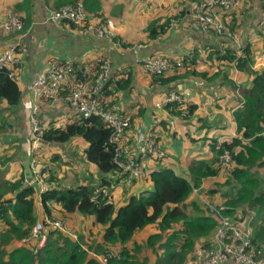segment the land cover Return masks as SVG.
I'll use <instances>...</instances> for the list:
<instances>
[{
	"label": "trees",
	"instance_id": "trees-1",
	"mask_svg": "<svg viewBox=\"0 0 264 264\" xmlns=\"http://www.w3.org/2000/svg\"><path fill=\"white\" fill-rule=\"evenodd\" d=\"M181 2L184 6L173 18L186 15L190 0ZM225 15L231 17V11L223 12V17L228 31L232 32L236 28V17L230 21L225 20ZM170 18L165 17L160 23L154 21L160 19H152L146 28V38L151 40L164 34ZM217 36L230 37L224 33ZM208 55V60L207 57L204 60L199 49L194 47L186 56L189 60L167 59L170 62L168 71L148 73L149 83L165 84L184 77H197L205 82L217 79L218 84L231 85L238 93L235 95L238 105L231 112L235 133L221 140L211 137V156L191 160L185 169L156 166L145 178L150 181L145 191L125 194L121 198L113 193V185L124 173L113 160L116 144L110 141L111 126L97 115L85 117L74 109L63 125L53 121L45 128L41 125L42 146L79 136L87 143L82 159L94 164L97 170L96 176L87 173L81 183L71 186L64 184L56 171L42 166L41 178L48 184L46 190L39 192L42 208L50 219L56 215L67 217L74 212L92 217L98 227L97 237L91 230L83 235L80 229H74L76 236L73 237L44 222L46 238L41 246L37 247L32 241L17 246L16 241L28 234L38 220L34 206L38 190L35 185L24 183L23 173L11 179L0 177V264H100L90 252L104 256L106 264H190L192 262L188 261H201L217 246L215 234L219 222L214 209H218L214 211L217 214L227 215L250 245H243L230 235V231L222 236L225 243L256 259L264 256V172L259 171L260 167L264 168V66H252L253 49L247 43L244 47L226 43L223 49ZM198 60H203V67H197ZM72 65L75 78L82 79V65L77 66L74 62ZM229 69L242 73L246 84L232 80ZM94 70L95 66L87 79L93 77ZM17 75L15 66L0 67V132L10 128L5 112L15 110L20 101ZM130 81L129 76L109 78L99 96L105 109L127 118V130L134 127L133 118L141 114V107L130 117L115 108L111 92L127 88ZM61 93L65 97L68 90L64 88ZM163 106L168 113L187 120L185 111L190 114L197 105L183 99L181 103L167 101ZM224 152L228 154L227 161L221 157ZM55 154L49 160L57 158ZM221 174L222 181L217 179ZM207 178H213L214 184L203 187ZM51 181L54 186H49ZM194 191L196 198H192ZM201 191L220 194L213 209L202 200L201 196L206 195ZM246 210L247 215L255 211L248 222L253 227L250 232L241 221ZM260 212L263 217L258 219ZM146 228L150 229L146 235L137 234ZM204 249L205 254L202 253ZM226 260L238 264L232 256Z\"/></svg>",
	"mask_w": 264,
	"mask_h": 264
},
{
	"label": "crops",
	"instance_id": "crops-1",
	"mask_svg": "<svg viewBox=\"0 0 264 264\" xmlns=\"http://www.w3.org/2000/svg\"><path fill=\"white\" fill-rule=\"evenodd\" d=\"M198 1L190 0L184 17L173 18L184 6L181 0H84L88 20L94 23L104 19L108 24L113 33L112 40L109 41L104 36H98L89 30L86 23L72 26L52 19L49 11L65 3L64 0H0V18L8 12L6 10L12 9L23 21L21 31L0 33V52L8 42L18 43L20 63L15 64V69L19 72L21 88L17 109L13 110L12 115L11 110L5 112L8 122L13 124L10 118L18 122L17 128L13 125L8 130L0 132V177L11 179L23 173V181L29 185L27 181L33 175L36 176L37 180L30 184L35 185L38 190L34 197L38 220L48 218L42 208L39 195V192L48 186L41 178L42 166L56 171L63 183L71 186L81 183L87 173H92L94 176L97 174L95 165L82 159L84 148L80 147L83 139L79 136L63 143L45 146L40 142L37 149L32 148L31 124L27 117L32 94L26 89L25 84L36 72H45L57 60L70 59L77 66L89 65L93 68L96 60L107 57L111 62L110 80L122 76L130 77V85L127 88L111 92L115 108L128 116H133L139 106L141 107V114L133 118L134 127L126 129L122 134L121 144L128 146L131 153L138 155L137 145L142 137L152 133L155 144L165 151V156L158 158L153 153L145 156L142 159L143 165L149 172L160 165L173 166L177 170L185 169L191 160L211 156V153L209 156L206 155L210 152L209 137L221 140L235 133L231 112L238 105L235 100L237 98L235 95L238 93L234 87L226 83L218 84L217 79L205 82L197 77H184L170 83L152 84L149 83L150 74L141 63V59L153 55H161L168 60H189L186 56L194 47L199 49L204 60L206 57L208 60V53L223 49L226 43L239 47H244L247 43L253 49L252 66L255 68L264 66V29L259 25L264 19V0H235L231 17L227 19L231 21L233 16L236 17L234 20L236 28L229 34H224L230 35L227 38L196 29L191 25L193 7ZM165 17H171L166 32L157 35L154 39H147L146 28L149 22L152 19H160L154 20L155 23H160ZM172 19L176 23L170 24ZM124 42L131 45H124ZM255 56H258L257 60ZM198 63L197 65L204 64L203 60H198ZM228 73L232 80L246 84L244 75L236 69H229ZM170 90H176L187 103L197 105L193 111L198 115L207 113L211 114L210 118H212L217 114L214 120L219 123H215L214 120L210 123L215 129V135L206 136L207 132L202 128L207 125L205 118L196 116L193 123L198 120L201 126L190 128L191 126L187 125L190 118L184 120L182 116L168 113L163 101ZM61 91L56 101L45 98L40 104L38 115L43 128L52 121L56 125H63L69 120V113L73 112L64 101L62 93L65 91L62 93ZM159 104L162 106L157 107ZM222 121L228 123L229 128L226 131V126L223 127L224 124L220 123ZM169 122H172L171 125ZM3 133L8 135V139ZM195 133L199 136L204 135L199 143H195L192 138ZM54 153L58 157L49 160ZM67 155H75L82 163L81 167L72 170L73 160L70 161L71 158ZM32 158L35 160L32 161ZM160 160L163 161L157 164ZM52 162L62 163L64 168L60 170L53 166ZM32 163H35V167ZM67 167L72 170L70 179L66 176ZM119 177L113 185V193L121 198L129 193H142L150 183L149 179L145 180L148 176L133 179L129 183L123 180L125 175ZM54 218H60L65 226L70 228L71 223L65 219L69 218L68 215L67 217L56 215ZM246 227L249 232L253 228L251 224ZM147 230L146 228L143 231ZM90 253L97 258L96 253ZM221 264L234 263L225 260Z\"/></svg>",
	"mask_w": 264,
	"mask_h": 264
},
{
	"label": "built area",
	"instance_id": "built-area-1",
	"mask_svg": "<svg viewBox=\"0 0 264 264\" xmlns=\"http://www.w3.org/2000/svg\"><path fill=\"white\" fill-rule=\"evenodd\" d=\"M235 5V0H199L194 4L191 14V25L199 30L205 32H215L218 34H229L227 26L225 25L223 12H229ZM49 15L54 20L63 21L65 23H72L73 25H84L97 34L104 36L107 40L111 41L113 37L112 31L109 29L108 24L104 21L87 22L88 14L84 8L83 0H76L75 2L64 3L49 11ZM227 16L225 15V20ZM175 20H171L170 24H174ZM264 29V19L259 23ZM22 28L21 18L12 11H8L3 17L0 18V33H9L19 31ZM138 46H141L138 44ZM258 59V56H255ZM20 63L18 56V43L10 41L0 52V67H14L15 64ZM70 59L57 60L53 62L49 69L45 72H36L33 78L25 84L27 90L32 94V102L29 108V121L31 123V138L32 148L37 149L40 146V139L42 137V129L39 126V119L37 115L40 111V104L43 100L50 99L56 101L59 98V91L62 88L68 90V95L64 97L65 103L73 110L80 112L83 116L97 115L103 119L112 128L110 141L116 144L113 160L120 168L124 175L126 183L131 182L133 179L144 178L149 175L143 165V158L149 153L155 154L158 158L165 156V151L157 146L154 142L152 133H148L142 137L141 142L137 145L138 155L131 153L128 146L121 144L122 134L129 125L126 117L120 116L111 110L104 108V105L99 96L102 93L105 83L111 76V62L107 57H100L95 61V70L93 77L87 79L92 67L83 65L81 68L82 79L75 78V68ZM144 69L148 73H161L166 71L170 62L161 55H153L141 59ZM19 79V72L17 75ZM63 85V86H62ZM174 100L181 103L183 98L175 90H170L166 95L163 104L167 101ZM162 105H158L160 107ZM225 161L229 160L227 152L221 156ZM34 161L35 159H31ZM35 167V163H32ZM37 180L33 175L27 183ZM51 181L49 186H54ZM45 187V186H44ZM46 190V188H45ZM41 202V198H40ZM218 225L215 234V241L217 246L214 252H210L201 261L192 262L190 264H221L229 256L234 257L238 264H264V256L256 259L248 252L239 250L230 244L223 241L222 236L230 231V235L239 239L243 245L249 246V242L235 224L230 220L227 215L218 212ZM52 228L63 229L75 237V233L71 232L60 219L45 218L37 220L28 234L24 235L17 240L16 245L20 246L28 241H32L35 245L41 246L46 238L44 231L45 223ZM100 264H106V259L102 255H96Z\"/></svg>",
	"mask_w": 264,
	"mask_h": 264
},
{
	"label": "rangeland",
	"instance_id": "rangeland-1",
	"mask_svg": "<svg viewBox=\"0 0 264 264\" xmlns=\"http://www.w3.org/2000/svg\"><path fill=\"white\" fill-rule=\"evenodd\" d=\"M6 11H12V12H15L14 10H12V9H8V10H6ZM5 11V12H6ZM16 13V12H15ZM17 14V13H16ZM100 21H102V20H100ZM63 22V21H62ZM106 22V21H105ZM176 23V22H175ZM18 32V31H17ZM230 36V35H229ZM198 64H200V63H198ZM257 66V65H256ZM197 67H203V65H197ZM62 96V95H61ZM228 104V103H227ZM15 111V110H14ZM14 111H11V115H12V113L14 112ZM185 113H186V115H188V117L190 118L189 119V122H188V127L189 126H191L190 128H194V127H196V126H201V122L200 121H198V120H196L195 121V123H193V120L194 119H196V116H198V118H205V120L207 121L206 123H207V125L206 126H204V127H202V128H205V131L207 132V135L206 136H209V135H215V129H214V127H212L211 125H210V123L211 122H213V120L215 119V117H216V115L217 114H215L214 115V117H212V118H210L211 116V114H207V113H205L204 115H198V113L196 112V111H192L190 114H188L187 113V111H185ZM28 117V121H29V116H27ZM37 118L39 119V115H37ZM197 118V119H198ZM221 119H222V117H220ZM12 121H13V124L11 123V122H9V126L10 127H13V125H15L16 126V128H17V124H18V122H16V120L15 119H13V118H10ZM19 121V120H18ZM30 122V121H29ZM214 122L215 123H219L218 121H215L214 120ZM171 123L172 122H169V124L171 125ZM220 123H222V124H224L223 125V127H225L226 126V129H225V131L229 128V126H228V123H227V121H222V122H220ZM29 124H31V123H29ZM42 124V122H41V119H39V126ZM222 127V128H223ZM16 128H15V130H16ZM14 130V131H15ZM4 134V136H5V138L6 139H8V135L7 134H5V133H3ZM167 135H169V134H171V133H166ZM196 135H194L192 138L194 139V142L195 143H199L200 142V139L204 136V135H202V136H199V134L198 133H195ZM228 138V137H227ZM209 139H210V137H209ZM11 142H15V141H11ZM81 143H82V146L80 147L81 149L82 148H85L86 146H87V144L83 141V140H81ZM11 145V144H10ZM66 153V152H65ZM206 155L207 156H209L210 155V152H208V153H206ZM67 156H69V155H67ZM70 158H71V160L70 159H68V160H70V161H72L73 160V165H72V170L74 169V168H79V167H81V165H82V163L79 161V160H77V158H76V156L75 155H72V156H69ZM161 161H163V160H160V161H158L157 162V164L158 163H161ZM53 166H55V167H57L58 169H63L64 168V165L62 164V163H56V162H52L51 163ZM72 170H70L69 169V167H67V172H66V176H67V179H70L71 178V171ZM259 171L260 172H264V168H262V167H260V169H259ZM71 172V173H70ZM217 179L218 180H220V181H222V179H223V175L221 174V175H219L218 177H217ZM207 181L208 182H204V184H203V187L204 186H206V187H209V186H212V184H214V179L213 178H209V179H207ZM209 189V188H208ZM201 193H205V195L206 196H201V198H202V200L206 203V205L208 206H210L212 209L214 208V206H215V204L219 201V196H220V194L219 193H213V194H208V193H206V192H204V191H201ZM192 198H196V191H194V193H193V196H192ZM208 206V207H209ZM245 206V205H244ZM246 207V206H245ZM247 209H250V207H246ZM214 211H218V209H214ZM213 211V213L214 214H216L217 216H218V218H219V215L216 213V212H214ZM238 212V211H237ZM255 212V211H254ZM254 212H249V214L250 215H247V213H248V211L246 210V214H242L241 216H242V219H241V221L245 224L244 226H245V228H247L246 226L247 225H250L248 222L249 221H251L252 219H253V214H254ZM235 213H236V211H235ZM259 215L260 216H258V219L259 218H262L263 217V213H259ZM68 216H69V218H65V219H67L70 223H71V226H70V231L72 232V230H74V229H80V231H81V233L84 235L85 233H87L88 232V230H91L92 232H93V234H95V232L97 231V225L94 223V221H93V219H92V217H90V216H87V217H84L83 215H81L80 213H78V212H74V213H69L68 214ZM262 216V217H261ZM79 231V232H80ZM150 231V229H148L147 231H142V230H140L137 234L140 236V233H142L143 232V234L144 235H146L148 232ZM76 235V234H75ZM96 235L97 234H95V236L94 237H96ZM94 239V238H93ZM87 241H90V239L89 238H87L86 239ZM197 244L198 245H200V241H198L197 242ZM85 247L87 246L86 244L84 245ZM197 251L198 252H200L201 250H199V249H197ZM205 249L204 250H202V253H204L205 254ZM92 253H96V252H92ZM189 260H191V259H189ZM195 261V260H194ZM150 262H152L151 260H150ZM190 262H193V261H188V263H190Z\"/></svg>",
	"mask_w": 264,
	"mask_h": 264
}]
</instances>
